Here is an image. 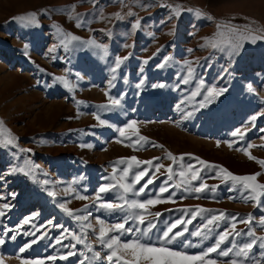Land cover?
Wrapping results in <instances>:
<instances>
[{"label":"rangeland","instance_id":"1","mask_svg":"<svg viewBox=\"0 0 264 264\" xmlns=\"http://www.w3.org/2000/svg\"><path fill=\"white\" fill-rule=\"evenodd\" d=\"M73 4L76 7L71 15L82 14L81 19L88 22L86 26L77 27V20L70 18L65 10ZM168 4L181 5L183 9L197 7L217 21L208 19L211 21L208 25H194L192 12L182 10L177 16L170 8L161 6ZM33 12L37 13L35 26L13 19ZM115 13H120L122 18H117ZM229 16L247 17L254 25L229 24L230 20L223 19ZM137 19L140 27L134 28ZM220 24L241 30L246 26L249 30L264 28V0H161L158 4H143L140 0H96L95 3L93 0H0V119L5 129L18 137L13 145H0V205H10L5 216L0 217V233H7L2 237L5 243L0 245V258L5 264L37 259L44 264H78L94 252L104 257L108 250L98 243L100 222L105 227L111 226L121 222L124 213L110 215L98 210L96 205L123 201L117 188L102 194L97 202V189L105 183H130L131 173L137 170L134 167L125 176L122 169L127 163L135 165V161L117 164L120 158L135 156L148 161L160 157L158 162L168 166L173 165L167 158V152H171L177 157L174 172L184 170L181 164L192 163L201 168L207 185L218 186L196 193L191 189L201 181L177 186L180 178L174 176L167 181L168 191L160 193L159 188L167 180V168L161 167L153 175L151 166L140 165L141 169L148 168V174L135 187L138 189L149 176L153 177V183L144 193L134 197L129 194L128 198L162 201L148 207L145 215L153 220L155 227L148 237H142V240L150 238L157 246L164 243L158 239L163 230L179 220L181 223L173 232L185 228L187 231L164 246L196 256L228 227L224 222L207 224L219 210L239 214L237 220L251 213L258 221L264 215V208L243 199L240 191H229L231 182H223L225 173L218 169L205 170L188 155H184L182 162L179 160L182 154H192L236 175L261 172L257 180L264 183V166L249 159L243 150L251 143L254 147L248 152L264 159V147L260 146L264 145V132L260 131L264 129V41H244L237 52H232L227 44L213 48L205 38L211 37L214 42L229 38L227 29L217 27ZM124 25L128 26L126 35L121 34ZM23 26L32 29L36 36L33 41L19 37ZM55 26L80 37L81 41H74L73 45L77 46L65 51L59 46L60 34ZM221 31L224 35L218 37L216 34ZM196 32L199 34L193 35ZM99 35L103 37L97 39ZM89 39L107 45V51L82 43ZM54 45L57 48L52 52ZM117 56L129 58L113 72ZM161 64L163 67H158ZM58 76H65L73 87H64L55 79ZM208 89L214 91L205 100ZM220 89L226 90L220 92ZM110 99H119L120 105L111 110L100 107ZM188 113L191 115L187 116ZM97 115L107 124L100 125ZM254 115L257 119L253 122L250 118ZM133 120L136 127L125 129V136L121 137L119 129ZM237 128L248 129L244 140L231 135ZM6 136L7 131L0 139ZM138 136L163 147L143 141L134 146ZM25 161L39 166L32 175L25 174L28 172ZM14 167L24 168L25 172L12 173ZM51 191L57 192V196H50ZM170 192L174 193L171 198ZM61 203L87 219L78 221L68 216L60 208ZM197 207L212 211L197 212ZM157 212L162 215L155 218ZM26 219L28 223H24ZM236 227L237 230L248 228L243 223H237ZM254 228L256 235L264 236V226L256 223ZM73 232L85 243H77L72 238ZM196 232L202 235H193ZM204 234L209 238L205 239ZM136 235L135 232L121 235L120 239L128 241ZM58 239L60 243L56 242ZM240 239L244 238H237ZM33 240L36 242L32 243ZM26 244L30 247L21 252ZM71 244L76 247H64ZM68 251L78 255L60 259ZM208 258L215 259L217 264H228L229 260L216 253L205 259ZM125 259L132 257L126 255ZM85 264H107V261H85Z\"/></svg>","mask_w":264,"mask_h":264},{"label":"snow or ice","instance_id":"2","mask_svg":"<svg viewBox=\"0 0 264 264\" xmlns=\"http://www.w3.org/2000/svg\"><path fill=\"white\" fill-rule=\"evenodd\" d=\"M95 3L96 0H93ZM123 2V0H121ZM139 2V0H137ZM164 7H168L172 10L174 15H179L182 10H187L193 12L197 17L202 16L203 13L199 9H183L181 5H176L173 7L172 5H161ZM76 5L73 4L71 6L66 7V11H69L70 18L77 20V27L86 26L87 21H83L81 19L82 14L76 13L75 15H71L74 11ZM129 15H135V13L129 12ZM117 18H122L120 13L114 14ZM37 13H27L21 16L13 17L14 20L22 21L29 25L37 24ZM101 18H104L101 14ZM211 18V17H209ZM142 19V18H141ZM57 27V31L59 35V46L63 47L65 51L69 50V47L72 46L75 48L77 45H73L74 41H81V38L66 32L59 26ZM134 28L140 27V19H137L135 24L133 25ZM219 29H227L229 33V38L227 41H220L214 42L213 38L208 37L205 38L213 48H220L222 44H227V46L231 49L232 52H237L242 47L244 41H251L255 43L257 40L264 41V28L256 29V30H249L246 26L244 30L239 28H227L226 25L220 24L217 26ZM218 37L223 36L224 32H218L216 34ZM83 44L88 46H93L96 48H103L107 51V45H100L98 44L95 39H89L87 41H83ZM206 45H201L204 47ZM27 47V46H25ZM125 47H129V45H125ZM57 46L54 45L50 51L55 52ZM192 51V50H189ZM131 53H129V56ZM129 56L115 58V67L112 69L115 72L117 69L121 67V65L129 58ZM168 58H165L167 60ZM147 63V61H145ZM158 67H163V64L158 65ZM189 75H191V68H189ZM57 81L61 82L64 87L72 88L73 86L70 84V81L65 76H58L55 78ZM187 83V80L184 81ZM111 84V81L109 82ZM142 83V82H141ZM162 86V85H158ZM139 87V85L137 86ZM249 90L252 91L251 85L248 86ZM226 89H220V92L225 91ZM199 89L197 90V92ZM214 89H208V96H205V100H209V96H211ZM194 93L193 95H196ZM78 103H83L78 102ZM120 105L119 99H110L108 104L101 105L100 107L105 110H111ZM203 106V104H201ZM191 113H188L187 116H190ZM187 116L185 118H187ZM96 119L99 121L100 125L107 124V121L100 118L99 115L96 116ZM251 121H255L257 116H252ZM136 121L128 122L124 128L119 129V133L121 137L125 136V129L127 128H135ZM5 131H7V136L4 139H0V145L8 146L13 145L18 140V137L14 136L11 133V130H6L4 127V121L0 119V135H2ZM248 129L241 130V128L235 129L231 135L233 137H237L239 140H244L245 135ZM260 131L264 132V129ZM131 139V138H129ZM264 139V137H262ZM143 141L145 144H152L154 147H163V145H156L154 142L149 141L147 137L138 136L137 140L134 142V146H139V142ZM219 146V141L217 142ZM264 147V145H260ZM229 147H232V142L229 143ZM254 147L251 143H248L243 150L248 154L249 159L256 160L261 166H264V159H258L257 157L253 156L250 152H248L249 148ZM241 150V149H237ZM22 152H31V149H21ZM184 155H188L191 159L197 161L205 170L209 169H218L219 172L225 173L224 181L225 183L231 182V186L229 191H240L241 197L245 200L254 201L257 207L264 208V202H262V198H264V183H260L257 180V177L260 176L262 173L257 172L253 174L247 175H236L230 172L228 169L224 168L221 165H217L215 163H211L208 161H204L199 157L192 156V154H182L179 157V160L182 162L184 160ZM167 158L173 161V165L177 163V157L173 155L171 152H167ZM160 157H154L152 160L148 161H141L137 157H129V158H120L116 163L117 164H125L126 161H135V165L132 163H127L126 167L122 169V172L125 176H129V170L133 169L134 167L137 169L130 175V183H120L116 181L115 184L105 183L102 184L97 189L96 201H101V195L106 194L109 191H116L117 188L122 192V195L119 197L122 203H114V202H99L96 206L99 209H103L108 214L113 213H124L121 216V222L115 223L111 226L105 227L104 222L101 221V227L99 228V235H98V243H100L103 247H105L108 251L104 257H101L100 252H94L92 257L85 256L84 259H81L78 264H85V261H100L106 260L107 264H194V262H199V264H217L215 259L208 258L210 254L216 253L218 257H225L229 258L228 264H264V236L256 235L254 224L258 223L260 226H264V215L260 216L258 221L254 220V217L251 213L247 214L246 217L241 216L239 220H237V216L239 214L233 215L231 213H227L225 210H219L218 214L212 215L208 220L207 224L211 225L213 223L219 224L220 222H224L228 224V227L224 229L223 232L218 233L214 242L209 246L206 250L202 251L199 255L196 256H189L187 253L176 251L171 247L164 246V244L171 243L175 241L178 237L183 235V231H187L185 228L183 231H176L173 232V229L177 227L181 221L177 220L173 224L169 225L166 229L159 236V240L163 241L164 243L157 246L156 243L151 242V239L148 238L147 240H142V237H148L149 231H151L155 224L153 223L152 219H147L145 213L148 210V207L154 206L156 203L162 202L159 199H145V200H137V199H129L128 195L131 194L133 197L137 196L141 193L145 192V189L148 185L153 183V177L149 176L147 180L144 181L142 185L137 189L135 187L136 184L140 182L141 179L145 175L148 174V168H140V165H148L153 168V175L156 172H159L161 167H166L168 176L167 180L164 182V186L159 188V192L163 193L168 191L167 181L173 180L174 176H178L180 178V183L177 186L182 185H191L194 181H201L200 184L193 189L192 191L196 193L205 192L207 190H214L218 186H209L201 175V168L196 167L192 163H188L186 166L181 164L180 167L184 170L179 172H174L173 165L164 166L160 164L158 161ZM156 161L154 164L153 162ZM25 166L28 167V172L25 173L26 175H32L34 168H38V165H32L30 161H25ZM116 167H113V179L115 180V173ZM12 173L21 172L24 173V168H12ZM106 179V178H105ZM45 184L48 183L47 180L44 181ZM186 191L188 189H185ZM50 196H57V192L51 191L48 193ZM174 195L173 192L169 193V198ZM79 199H88L87 196H78ZM234 198V197H230ZM10 205L5 203L0 205V217H4L6 210L9 209ZM87 207V206H86ZM60 208L70 217H73L76 220H86L87 216H77L74 210L67 207L66 204L61 203ZM197 212H210L212 210L209 209H202L197 207ZM162 215V213H155L154 217L158 218ZM195 216V213H193ZM24 223H28L26 219ZM237 223H243L248 226L247 230L239 229L237 230ZM141 226H145L143 229ZM85 227H91L90 225H85ZM231 228V231L228 229ZM211 231V230H210ZM138 233L134 239L128 241H121V235ZM112 233H117L113 235ZM7 233H0V245L5 243V239L2 237ZM72 238L77 241L79 244H84L85 240L81 239L77 236L74 232L71 234ZM193 235L200 236L202 233L196 232ZM243 237L244 239L237 240V238ZM204 238L208 239V234H204ZM12 240L15 239V236L11 237ZM36 241L33 240L32 243ZM60 243L61 241L58 239L56 241ZM227 244L228 246L222 247V245ZM30 247V245L26 244L24 247L20 249L21 252L25 250V248ZM66 248L74 249L76 247L75 244L71 245H64ZM91 249V246L88 245ZM257 252L259 253L257 255ZM78 255L75 251H68L65 255L61 256L60 259L67 260L71 256ZM126 255H130L132 259H125ZM49 259L55 260L56 257H50ZM0 264H5L4 260L0 258ZM23 264H44L42 260H31V261H24Z\"/></svg>","mask_w":264,"mask_h":264},{"label":"crops","instance_id":"3","mask_svg":"<svg viewBox=\"0 0 264 264\" xmlns=\"http://www.w3.org/2000/svg\"><path fill=\"white\" fill-rule=\"evenodd\" d=\"M140 1H142V3L143 4H146V3H151V4H155V2H157V4L158 3H160V1L161 0H140ZM184 2H186V0H183ZM189 6H191L190 4H188ZM193 9H199V8H197V7H194ZM200 10V9H199ZM203 14H205L203 11H201ZM206 15V14H205ZM226 15V14H225ZM206 17V18H205ZM205 17H202V16H199V17H197L193 12H192V14H191V21H192V23L194 24V25H208V21L209 20H211V21H217L214 17H213V15L212 16H210L211 18H209V15H206ZM205 19H207V20H205ZM209 19V20H208ZM223 19H228V20H230V23L229 24H236V23H240V24H245V25H254L253 24V22L252 21H250L247 17H236V18H234L233 16H229V17H227V18H223ZM211 21H209V22H211ZM252 23V24H251ZM32 26H35V25H32ZM37 26V25H36ZM33 28V27H32ZM128 28V26L127 25H124V27L122 28V30H123V32L121 33V34H123V35H126V33H127V29ZM38 30H40V28H39V25H38ZM19 31H20V33H19V37L20 38H22V39H26V40H31V41H33L35 38H36V36H34V33H33V31H32V29L30 30V29H28V27L27 26H23L21 29H19ZM38 33H39V31H37ZM41 32V31H40ZM103 32V31H102ZM37 33V34H38ZM104 33V32H103ZM105 34V33H104ZM199 33L198 32H196V33H194L193 35H198ZM5 35H7V34H5ZM106 35V34H105ZM6 37V36H5ZM4 37V38H5ZM16 37V36H15ZM18 36H17V38L18 39H20ZM103 37V35H99L98 37H97V39H99V38H102ZM110 38V37H109ZM190 39H192V37H189ZM87 54H85L84 56L87 58V56H86ZM90 60H91V58H89ZM93 59V58H92Z\"/></svg>","mask_w":264,"mask_h":264}]
</instances>
